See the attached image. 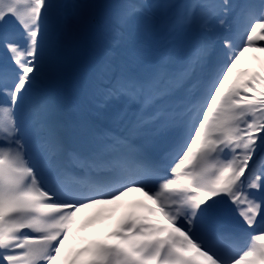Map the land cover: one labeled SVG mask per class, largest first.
Segmentation results:
<instances>
[{
    "label": "snow or ice",
    "instance_id": "6c2138e0",
    "mask_svg": "<svg viewBox=\"0 0 264 264\" xmlns=\"http://www.w3.org/2000/svg\"><path fill=\"white\" fill-rule=\"evenodd\" d=\"M53 7L0 0V264H264V61L236 67L264 52V0L240 6L235 39L216 31L231 30L228 0L73 2L49 45ZM90 9L103 56L65 109L51 81ZM137 17L144 42L129 33ZM157 34L163 47L148 43ZM133 188L146 200L107 239L64 255L74 229ZM229 208L255 232L222 228Z\"/></svg>",
    "mask_w": 264,
    "mask_h": 264
},
{
    "label": "rangeland",
    "instance_id": "374dc122",
    "mask_svg": "<svg viewBox=\"0 0 264 264\" xmlns=\"http://www.w3.org/2000/svg\"><path fill=\"white\" fill-rule=\"evenodd\" d=\"M159 0V4H182L185 2H188V0ZM215 1V0H214ZM213 1V2H214ZM240 1V0H239ZM51 4L54 5L53 9L49 13L50 18H49V28L48 32L46 34L45 40L46 42L50 45L52 44L56 37H57V26H58V21L65 16L66 14V9L63 7L64 5L71 4L73 2L76 3H83V4H116V3H121L124 2V0H49ZM128 2H139V0H128ZM148 2L153 3L154 0H148ZM229 2V0H228ZM258 4L259 0H248V4ZM233 6V3H232ZM238 8L237 6H233V8ZM239 12H240V8ZM233 10V9H232ZM99 10L95 9H90V10H85V16L84 19L81 23L80 29L70 38H68L65 41L64 45V54L67 53V49L70 46H74L77 50V55L73 58H67L65 57L64 62L60 65L58 71L55 73L51 83L54 85L57 82H62L65 79H71L67 78L68 74L71 71V68L74 66V62L77 61L79 58H81L82 63H83V75L82 77L77 73L74 74V79H72V82L74 83L73 85V90L71 95L68 97L69 99H75L79 94H80V89L81 85L83 83V80L86 76V74L90 71L91 67L93 66L94 62L98 60L100 57L103 56V49L104 45L106 43L103 34L98 30L96 21L99 19L97 12ZM107 11V10H105ZM8 19L15 23V18L14 17H8ZM240 21V20H239ZM19 27V25H17ZM141 21L140 19L134 18L130 22L129 26V33L132 37L133 40L138 41V42H144L145 37L143 36L141 32ZM133 29H136L137 32H134ZM162 36L157 34L155 35L152 40L148 43H150L154 47H163L168 43L167 39L165 37L161 38ZM147 46V45H145ZM257 48H249L244 51V53L250 52V50H256ZM253 52V51H252ZM243 53V56L240 58H245ZM259 53H256L254 55H249L248 58L250 60L253 59H258L257 57ZM256 56V57H254ZM239 59V60H242ZM261 63V62H260ZM260 64H258L259 66ZM0 103H4V99H7L3 93H0ZM29 105L26 104L25 108H27ZM85 107H88L85 105ZM92 115L95 117V112H92ZM102 121V120H101ZM73 236L70 234L68 239H72Z\"/></svg>",
    "mask_w": 264,
    "mask_h": 264
},
{
    "label": "bare ground",
    "instance_id": "6f19581e",
    "mask_svg": "<svg viewBox=\"0 0 264 264\" xmlns=\"http://www.w3.org/2000/svg\"><path fill=\"white\" fill-rule=\"evenodd\" d=\"M158 1L159 0H154L153 3H158ZM169 1H172V0H169ZM244 1L245 0H240L241 3H239V2H234L232 0V2L237 4L239 7L243 6ZM235 11H236V15H237V13H239V9L235 7ZM49 18H50V15H49ZM227 18H229V17L227 16ZM228 21H229V19H228ZM234 21L236 22L235 25H231L230 21H229V24L231 25V30H229L227 27H222V26L217 25L216 31L218 32V34L222 37L227 36L229 38L235 39L244 30V24H243V22H241V25H240V21H238L236 18ZM48 24H49V20H48ZM235 29H237V31ZM133 30H134V32H137L136 29H133ZM161 38H163V36ZM256 53H259V55L257 56V57H259L258 59L250 60L248 58V55H251V54L254 55ZM244 54H245V56H244L245 58H243V59L240 58L242 60H238V62H237V63H240L241 65H243V67L256 68V67H258L257 65L260 64V62L264 61V52L259 51L258 49L250 50V52L244 53ZM76 55H77V50L74 46H70L67 49V53H65V57H67L69 59L75 57ZM254 57H256V56H254ZM3 61H4V59H1L0 63H2ZM73 65L74 66L71 68V71L67 76V78H71V79H67V80H71V82H72V79H74V77H73L74 74L78 73L82 77L83 70H84L81 58H79L77 61H75ZM67 80H65V81H67ZM73 84L74 83L72 82V89L70 90V92L68 94L63 91V87H62V90L60 92H58L60 95L61 103H63L66 100L68 101V97L71 95L72 90H73V86H74ZM56 85L57 84H54L53 87ZM0 97H2V96H0ZM6 101H7V99H4V102H6ZM67 107H68V105H67ZM25 110H26V108H25ZM107 111L108 110H105V113ZM99 119H100V123L102 122L103 125L110 126V121L106 118L105 115L102 114ZM137 193L143 195L142 192L133 188V189H130L129 191L125 192L123 194V196L121 197L120 201L116 202V204L100 206V207H106V208H115L116 209L115 214L111 215L108 218L98 219V220L92 221L91 223L86 224L87 227L84 230H81V228L74 229L73 232L71 233L73 238L68 240V241H65L66 249L64 251V255H68L69 253H71L75 249L80 248V247L90 243L91 241H94V240H91L92 236L95 237V240L107 239L108 238L107 233L109 232V225H110L111 220L118 213L123 212L125 210V208L131 202H133V201H131V202H129V204L126 205L125 202H127L129 200L128 197L129 196H137L138 195ZM91 211H92L91 209L82 210L81 216L82 217L87 216L91 213ZM234 220L239 221V223H241V226H236L234 223ZM220 225L222 228H224L226 230H231V231H235V232H247V231L253 232V231H255V229H248L247 226L243 225L240 217L236 214L235 210L231 209V208L226 209L222 213V215L220 217ZM54 264H61V261L57 260L54 262Z\"/></svg>",
    "mask_w": 264,
    "mask_h": 264
},
{
    "label": "trees",
    "instance_id": "16d2710c",
    "mask_svg": "<svg viewBox=\"0 0 264 264\" xmlns=\"http://www.w3.org/2000/svg\"><path fill=\"white\" fill-rule=\"evenodd\" d=\"M79 3H81V2H79ZM82 4H83V3H82ZM63 18H64V17H62V19L60 20V22H59V26H60V24H61ZM59 26H58V28H59Z\"/></svg>",
    "mask_w": 264,
    "mask_h": 264
}]
</instances>
